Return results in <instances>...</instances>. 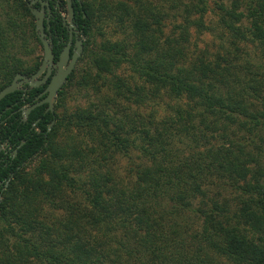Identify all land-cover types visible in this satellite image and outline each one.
Instances as JSON below:
<instances>
[{"label":"trees","instance_id":"16d2710c","mask_svg":"<svg viewBox=\"0 0 264 264\" xmlns=\"http://www.w3.org/2000/svg\"><path fill=\"white\" fill-rule=\"evenodd\" d=\"M80 1L74 21L87 39L78 62L89 60L58 91L50 129L52 114L33 109L18 125L24 143L0 164V179L12 172L0 198V264H264V0L215 1V10L211 0ZM211 15L231 44L257 52L243 62L237 44L233 53L221 43L213 59L190 52L193 34L214 33ZM61 18L50 21L54 59L55 32L67 38ZM103 22L120 38L91 51ZM39 46L27 0H0V90L37 69L42 56L25 59ZM99 80L110 94L68 112L70 86ZM162 97V116L139 113ZM183 138L192 152L177 147ZM132 151L139 161L116 173Z\"/></svg>","mask_w":264,"mask_h":264},{"label":"rangeland","instance_id":"374dc122","mask_svg":"<svg viewBox=\"0 0 264 264\" xmlns=\"http://www.w3.org/2000/svg\"><path fill=\"white\" fill-rule=\"evenodd\" d=\"M96 2L98 0H95ZM215 1H219V2H223L226 4H231V1L233 0H211L209 3V7L210 8H214L215 10ZM241 3L247 5L249 3V0H238ZM241 8H239V11H242L244 13V15H246L248 13V11L246 10V7L240 6ZM213 12V11H212ZM64 15L66 14L65 12H63ZM214 13V12H213ZM209 20V24L214 25L215 31L212 34L209 31H205L200 35H196L193 34V36L191 37V43L192 45H190V52H192V50H194V53L197 55V53H200L202 51H207L208 53V57L210 58H214L219 52L223 53V49L222 47H220V44L223 43L224 47L232 50L234 53V48L235 45L237 44L239 47V51L238 53L242 56V62L243 60H248L249 59V55L251 56L253 53L257 52L255 51V47L253 43H246L245 41H238V38L234 41V44H231L230 39H233L230 36V33L228 31H226L225 28H220L218 26L217 19L218 17H216V15H211L210 18H208ZM244 25H247V23H249V18L245 17V21L242 22ZM101 24L100 31H96L93 36L90 38V43H88V48L91 49V51H94L96 49V47L104 40L106 39H119L120 35L117 32H114L113 34H111L112 32V24H107L105 22L103 23H99ZM169 29V27L167 28ZM234 40V39H233ZM238 41V42H237ZM196 43V44H195ZM40 56H43V49L39 46V47H35V51L33 53V55L29 58H26V61H29L30 59H36ZM256 59H258V57H256L254 60L256 61ZM89 60V58L87 56H84L82 58L81 61L77 62L76 64V74L79 75V71L80 68H82L83 66H85V63L87 64V61ZM242 65V64H240ZM254 67H256L258 65V62L256 64H253ZM258 71V70H257ZM118 73H121L125 76H128L127 74V66H123L122 68H119L117 70ZM92 83V82H91ZM95 85H97V87H95ZM100 89V90H98ZM103 94H110V91H108V88L103 84V82L101 80L97 81L96 83L91 84L88 87H83L80 88L78 85L73 84L72 86H70V88L68 89L67 92V99H66V109L67 111L71 112L73 110H75L78 106H85L87 105L90 101H99L100 96ZM57 101V98H56ZM169 102L168 99H166L165 97L159 98V99H154L152 101H148L146 103H144L140 109H139V113H141L143 116H147L149 114H155L157 117H160L163 115L164 110L166 108V104ZM133 106V105H131ZM61 109L63 108H58L57 111L59 112ZM184 139V138H183ZM194 143L188 141L187 139H184V141L182 142H176L177 147L180 148V151H184L185 154L191 152L193 150L192 145ZM180 154H182L180 152ZM138 152L137 151H132L130 157H119L116 164H114V169L116 170V173H120L121 175H125L128 170H129V166H131V164L133 163H137L139 161L138 158ZM39 157H35L32 158L29 163L26 165L25 170L27 171H32L34 166L36 165L37 161H38ZM68 191V190H67ZM227 191V195L226 197H231V193H229V191L232 190H225ZM69 194V192H68ZM4 227V223H2V221L0 220V228Z\"/></svg>","mask_w":264,"mask_h":264},{"label":"flooded vegetation","instance_id":"af4514ba","mask_svg":"<svg viewBox=\"0 0 264 264\" xmlns=\"http://www.w3.org/2000/svg\"><path fill=\"white\" fill-rule=\"evenodd\" d=\"M29 1H31V0H27V4ZM46 2H48V4ZM72 2H73L74 11L77 13L78 10L76 9V6L81 7L82 2L80 0H72ZM32 6L37 8V9H41L43 7L45 31L47 32L46 37H47V39L51 40L50 42H51L52 48H53V41H52V32H51L50 21L53 20L56 16H58V14H61V16H62L61 21H62L64 28L66 29L67 38L66 39L64 37L59 38L58 34L55 32L54 36L57 38V43H62V46H61L59 53H58V56H59L60 52L65 48V46L69 43V35L70 34H72V38H71V42H70L69 60L71 59L73 52L77 49V47H78L77 43L79 40H81V45H82L81 54H82L83 49H84V45H85V42L87 39V35L84 33L83 28L79 27L77 25V23L74 21V16L72 18L73 26L68 21L66 0H35V2L32 4ZM64 7H65V10H64ZM63 12H65L66 14L64 15ZM75 12H74V14H75ZM81 54H80V56H81ZM58 56L56 57V59H54V62L58 59ZM80 56L77 58L75 66H76ZM41 61H42V59H41ZM40 64H41V62H40ZM40 64H39V66H40ZM39 66L37 67V69L34 72L29 73V74H27V73H23V74L26 77H28L29 79H31L32 74L35 73L39 69ZM75 66H74V68H75ZM55 70H56V68H53L52 73L47 78V80L43 83H40L39 86H30L25 81H22L19 84V88L17 90H15V91L20 92L18 99L14 100L9 105H6L4 108L0 109V164H3L4 166L9 165L12 162V159L16 156L17 151L20 148V146L24 143V139L18 138L19 136H16V134H20L18 125L22 124V123L25 124L28 121L29 114L31 113V111L33 109L43 106V113L49 111L52 114V119L50 120V122H48V129H50L49 124L52 121H53L52 125L54 124V122H55V113L54 112H55L56 98L58 96V91L62 88V86L66 83V81L61 86V88H59V90L57 91V94L55 97V102H54V110L52 112L48 109L47 103H43L41 105L34 107L29 112L28 115H26V109L28 107H30L31 105H33L34 103L38 102L40 99H42L45 96V94H42V95H40V94L44 91L47 83L49 82L51 75L55 72ZM44 73H45V71H43L37 77V79H41L43 77ZM20 80H21V78L18 79V81H20ZM13 107H15V108L12 109ZM7 111H9V112H7ZM40 119H41V116H37L31 122V125L29 126V130L36 127V124L40 121ZM10 123L15 124V126H14V129H12L10 133H7L6 128H7V126H9ZM15 139H18L19 143H16ZM11 175H12V172L8 171L7 175H3L2 178L0 179V198H1V192L5 189V186L8 183Z\"/></svg>","mask_w":264,"mask_h":264},{"label":"water","instance_id":"95a60500","mask_svg":"<svg viewBox=\"0 0 264 264\" xmlns=\"http://www.w3.org/2000/svg\"><path fill=\"white\" fill-rule=\"evenodd\" d=\"M35 0H31L28 2V7L35 17V31L42 43L43 47V57L39 69L32 74L31 79L26 77L22 73H17L13 77L12 81L4 86L0 90V100L7 94L14 92L19 88V84L22 81H25L30 86H39L40 83H43L47 80V78L52 73L53 68H56L55 72L51 75L49 82L47 83L44 91L40 94H45V96L40 99L38 102L34 103L30 107L26 109V115L36 106L41 105L43 103L48 104V109L52 112L54 110V102L57 91L61 86L65 83L68 75L74 69L77 58L81 54V40L78 41L77 49L73 52L71 59L70 57V42L72 38V34L69 35V43L65 46V48L60 52L58 59L54 62V53L52 50L51 40L47 39V32L45 31V23H44V11L43 7L41 9H37L32 6ZM48 4V2H46ZM67 7V19L73 26L72 18L74 16V7L72 0H66ZM69 60V61H68ZM45 71L43 77L41 79H37V77ZM21 78L20 81L18 79ZM36 78V79H35ZM53 121L49 124V128L52 125Z\"/></svg>","mask_w":264,"mask_h":264}]
</instances>
